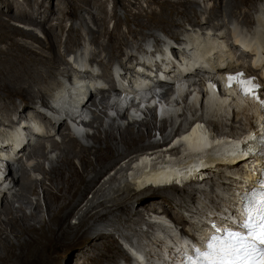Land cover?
I'll list each match as a JSON object with an SVG mask.
<instances>
[{
	"label": "bare ground",
	"instance_id": "bare-ground-1",
	"mask_svg": "<svg viewBox=\"0 0 264 264\" xmlns=\"http://www.w3.org/2000/svg\"><path fill=\"white\" fill-rule=\"evenodd\" d=\"M94 1L28 0V7L25 8L14 0H0V143L2 140L9 143L13 138L25 137L28 126L16 130L23 121L26 124L38 120L43 124V130L38 134L39 144L33 148L41 154L43 161L32 168L26 164L27 170L32 169L33 174L38 173L42 178L32 177L24 169L19 171V164H16L15 169L10 168L15 192L9 199L4 196L0 205V215L7 218L1 220L0 239L8 231L16 239L19 235L28 236L24 243L4 248L12 264H119L120 254L126 256V262L131 260V263L138 264L128 247L140 253L139 256L149 264H163L162 248L167 245H161L159 235L154 239L149 237L147 232H154V225L150 221L145 222V212L163 216L171 222L173 219L175 234L187 238L189 232H186L185 226L190 225L188 219L192 220L193 229L190 227V231L200 237L208 226L221 223L227 213L235 212L236 196L244 188L252 186L249 181L254 178L255 164L246 149L249 143L253 145L257 141H251V136L258 135L259 127L256 116L250 108L242 106L244 102L241 99L231 104L222 102L226 100L223 97L211 99L205 111L200 109V114L192 103L184 104L181 113L176 116L171 113L161 119L149 111L147 115L134 116L141 121H129L125 129H121L115 121H109L104 126L97 114H106L108 98L115 92L116 82L109 71L114 61H118L116 65L123 72L125 82L135 78L136 66L150 68L151 58L156 55L147 54V39H152L154 53L165 60L167 69L177 67L169 65L170 59L176 65H182L186 59L189 68L208 66V72L195 75L198 81L199 77L205 81L203 76L212 72L241 70L248 72V76H257L264 83V24L261 19H257L259 23L254 21V13L259 11L256 0H144L146 7L141 0H114L110 15L106 12L105 2ZM207 1H213V5L206 6ZM118 9L123 10V19ZM202 15H206L205 18ZM3 16L33 29L20 25L11 27ZM233 19L239 25L248 26L253 22L255 41L239 39L230 28L233 22L235 24ZM67 21L72 22L68 28L65 27ZM111 22H114L112 29L108 28ZM89 24H93L95 29ZM123 24L126 31H122ZM186 24L195 34L185 28ZM155 28L177 42L181 49L165 43L169 49L160 51L163 44ZM36 30L45 31L46 38H42ZM63 31L66 33L64 41L59 38ZM54 42L58 44L57 49ZM62 47L67 53L77 47L78 52L71 53L73 57L70 61L69 55L66 58L58 50ZM85 50L87 63L98 66L100 70L91 79H94L95 86L97 82H102L104 87L90 95L85 104L86 109L96 108L89 110L94 120L80 123V127L97 131L102 127V135L100 132L90 134L89 140L97 146L82 142L86 139L80 141L64 120L53 123L37 107L40 104L55 114L51 98L66 88L64 85L67 83L71 85L76 76L90 74L89 70L78 69L83 65ZM185 51L195 54L191 60ZM142 54L146 58L139 62V55ZM181 70L183 68L168 72L171 82L181 77L178 73ZM62 78L69 82L64 83ZM84 79L86 77H79L74 84ZM210 80L211 77H208L206 81ZM87 92L83 88L81 97H86ZM155 93L164 95L162 91ZM121 119L128 121L125 114L119 117ZM179 120L181 124L176 127ZM148 123L152 126L149 127ZM166 123L169 129L172 126L169 132L164 130ZM49 127H56V130L52 132ZM151 129L159 134L158 142L152 141ZM238 145L241 150H238ZM13 153L10 150L9 155ZM52 154L57 157L51 160L46 170L44 162H48ZM96 166L100 170L96 171ZM90 173L94 175L86 181ZM106 176L108 179H105ZM170 181L172 184H164ZM45 182L49 185L43 190L42 199L32 202L29 195H34L37 188L45 186ZM199 182L209 185L210 191L200 188L193 191L194 184ZM176 183L188 190L186 196L176 190ZM79 187L83 190L78 194ZM89 194L93 196L87 200ZM176 194L178 197H175ZM66 198H71V201L64 204ZM16 200L28 205L34 214L48 213L51 208L57 207V223L48 232L38 234L31 223L35 215L24 218L19 215L23 208H14L15 215L10 210ZM41 201L45 204L42 210ZM164 202L170 206L166 207ZM179 210H183L188 219ZM73 218H77L76 224L70 225L69 221ZM234 218L237 216H231L230 224H233ZM142 223L146 226L145 232H141ZM108 228H112L113 232ZM115 234L132 247L124 249L116 241ZM143 237L159 249L147 248L142 243L146 241ZM79 241L82 244L78 245ZM168 242L174 243L171 238ZM4 259H7L6 256Z\"/></svg>",
	"mask_w": 264,
	"mask_h": 264
},
{
	"label": "rangeland",
	"instance_id": "rangeland-1",
	"mask_svg": "<svg viewBox=\"0 0 264 264\" xmlns=\"http://www.w3.org/2000/svg\"><path fill=\"white\" fill-rule=\"evenodd\" d=\"M11 1H13V0H11ZM14 1H16V2H19V3H21L25 8H27L28 7V0H14ZM90 3L92 2H95L94 0H88ZM101 1H103V2H105V9H106V12L110 15L111 14V12H112V10L114 9V0H101ZM172 1H176V0H172ZM178 1V0H177ZM199 1V0H198ZM203 1V0H202ZM200 2H201V0H200ZM141 3H142V5H143V7H146V4H145V1L144 0H141ZM255 4H256V7L259 9V11L258 12H255L254 13V10L252 11V13H254V21L257 23H259V20L257 21V19H261V22H262V24H264V0H256L255 1ZM0 5H1V3H0ZM56 5V2H54V4H53V6H55ZM90 5H92V4H90ZM211 5H213V1H207V3H206V6H211ZM204 6V3L202 2V7ZM201 7V8H202ZM201 8H199L200 9V11H201ZM92 11H94V10H92ZM118 14L120 15V17L123 19V10H121V9H118ZM205 16L206 15H202V17L203 18H205ZM260 17V18H259ZM7 17L6 16H3V19H5L6 21H8L9 22V24H10V26L11 27H13L14 25L16 26V25H20V26H22V27H24L25 25H24V23H21V22H19V21H16V20H9L8 18L6 19ZM234 20V19H233ZM235 21V20H234ZM260 22V23H261ZM52 24L53 25H55V22H52ZM71 24H72V22H70V21H67L66 23H65V27L66 28H68V27H70L71 26ZM90 26V28H92V29H95V26L93 25V24H89ZM113 26H114V22H111V23H109L108 24V28H110V29H112L113 28ZM24 28H28V29H31L32 27H24ZM185 28L186 29H189V31H190V33H192V34H195L194 32H192V29L189 27V25L188 24H186V26H185ZM230 28L233 30V31H235V33H236V35H237V37L239 38V39H242V40H245V41H247V42H253V41H255V31H254V29H255V25H254V23L252 22V23H250L248 26H246V25H239V24H237V21H235V24H234V22H233V24H231V26H230ZM33 29V28H32ZM37 31V33L42 37H44V38H46V33H47V28H46V33H45V31H40V30H36ZM122 31H126V27H125V25L123 24V26H122ZM154 31H155V33L158 35V37L162 40V44H163V46L160 48V51L161 50H163L164 48H165V46H167L169 43H171L172 45H174L176 48H178V50H180L181 48H179V46L176 44L177 42H175V41H173V40H171L170 38H168V36L165 34V33H163L162 31H160L159 29H157V28H155L154 29ZM84 34L86 35V33L84 32ZM65 35H66V33H65V31H63L61 34H60V40H62V41H64L65 40ZM42 37V38H43ZM152 40V39H151ZM150 39H147L146 40V42L145 43H147V42H149V43H147L146 45H145V48H146V50L147 51H149V48L151 47L152 49H153V43H152V41H151ZM28 42H30L31 43V41L30 40H28ZM164 42V43H163ZM167 44V45H164V44ZM57 45V46H56ZM54 47H56V49H57V47H58V44L56 43V42H54ZM89 47V46H88ZM91 47V46H90ZM86 48H87V46H86ZM73 50H72V52H70V53H67V51H65V49L62 47V48H60V49H58V50H60L61 51V53L67 58V56L69 55V57H68V60L70 59V61L72 60V55L73 54H71V53H77L78 52V49H77V47H73L72 48ZM75 50V51H74ZM87 50V49H86ZM85 50V53L83 54L84 56H83V58H85V59H87V57H86V51ZM157 50V49H156ZM143 55H145V54H142V55H139V62L141 61V58H143L142 56ZM180 56V55H179ZM117 60L116 61H114L113 62V67H111L110 69H109V71L112 73V69L113 68H118V66L116 65L117 64ZM94 67H96V65H93ZM96 70L98 71L99 69H98V66L96 67ZM100 71V70H99ZM98 71V72H99ZM247 74H249L248 72H247ZM73 75V74H72ZM114 79V78H113ZM62 81L64 82V83H66L65 81H67V82H69L66 78H62ZM67 85V84H66ZM66 85H64V87H66ZM114 89V88H113ZM105 95V94H104ZM97 97H100L99 95L97 96ZM97 97H96V99H97ZM106 97V96H105ZM15 100L18 102L19 100L17 99V98H15ZM98 100H99V98H98ZM50 102H51V100H50ZM37 107H38V109L40 110V111H42V108L43 107H41L40 106V104H38L37 105ZM100 108H101V106H100ZM93 109V108H92ZM94 110H96V108L94 107ZM195 110H197L198 111V113L200 114V112H202V111H200V109H198V108H195ZM98 116H100L101 117V121L103 122L102 124L104 125V126H107V124L109 123V121L111 122V121H115V124H117L121 129H125V127L128 125V123H129V121H125V119H121V120H111L110 118H108L107 117V114H101L100 112H98V114H97ZM94 116V115H93ZM186 116H188V118L189 119H191L190 117V115L189 114H187ZM95 117V116H94ZM210 118H213L212 116H210ZM93 120H94V118H93ZM93 120H91V121H93ZM34 121V120H33ZM32 121V122H33ZM37 122H38V120H36ZM125 121V122H124ZM149 121H152V119L151 120H148L147 122H149ZM153 121H155L154 119H153ZM24 122V121H23ZM178 122H180V123H177L176 124V127H178L179 125L178 124H181V120H179ZM27 123V122H26ZM154 123V122H153ZM139 125V124H138ZM148 125H149V127L150 126H152V124H149L148 123ZM158 126V125H157ZM27 127V126H26ZM91 127V126H90ZM138 127V126H137ZM49 128H51V129H49V130H51L52 132L54 131V129L56 128H54L53 129V127H49ZM104 128V127H103ZM171 128H172V126L170 127V129H169V127H167V123H166V126H165V128H164V130H165V132H169V131H171ZM56 130V129H55ZM152 130V129H151ZM14 131V130H13ZM89 132H90V134L92 135V134H94V133H97V132H100V134L102 135V133H101V131H102V127H101V129H100V131H97V130H95V129H93V130H88ZM153 132H152V141H156V140H158V136H159V134L157 133V131L156 130H152ZM42 132V131H41ZM154 135H155V137H154ZM91 136L89 135L88 137H86V141H82V142H84V143H86V144H88V145H92V146H97L92 140H89V138H90ZM161 137V136H160ZM80 140V139H79ZM81 141V140H80ZM88 142V143H87ZM156 142H158V141H156ZM159 142H160V139H159ZM38 144H39V138H37V140H36V142H35V144H34V146H31L29 149L27 148L25 151H24V153H20L19 155H20V157H19V162H18V166H19V171L20 170H26V171H28V174H31V176L32 177H40V178H42V176L41 175H39L38 173H36V174H33L34 172H32V169H28L27 170V168H26V164H27V166H28V168H32L36 163H40V162H42L43 161V159L41 158V154H39V153H37V152H35V151H37V150H34L33 148H36L37 146H38ZM37 145V146H36ZM102 147L104 146V143L102 142ZM121 147H123L122 145H121ZM169 147V145H167L166 146V148H168ZM33 149V150H32ZM32 150V151H31ZM180 150V149H179ZM32 152V153H31ZM29 154V157H28V154ZM32 155V156H31ZM57 156H56V154H52L51 156H50V160L48 161V162H44V167H45V169L47 170V169H49V166L51 165V160H55V158H56ZM153 158V157H152ZM151 158V159H152ZM154 159V158H153ZM29 162V163H28ZM22 165V166H21ZM15 166H16V163H15ZM96 168V171H98V170H100V167L99 166H96L95 167ZM92 175H94V173H90V174H88L87 176H86V181H89L90 179H91V177H92ZM125 176H124V180H125ZM88 179V180H87ZM105 179H108V176H106L105 177ZM123 178H121V180H122ZM129 180V179H128ZM46 184H45V186H43V187H39V188H37L36 189V193L33 195V194H30L29 195V198H30V200L32 201V202H36L38 199H42V196H43V190L44 189H47L48 188V185H49V183L48 182H45ZM187 185V184H186ZM188 187V189L190 188L191 189V187H189V186H187ZM195 188H200V189H205V190H207L208 192L210 191V186L208 185V186H206V185H204V184H202L201 182H199V184H194V189H193V187H192V189H193V191H195ZM83 190V187H79V189H77V193L79 194L81 191ZM181 195H183V196H186L187 195V193H188V190L186 189V190H184V188H182V187H180V186H178V188L176 189ZM15 192V188H12L11 189V191H9V193H8V195L6 196V198L8 197V199H9V197L11 196V195H13V193ZM92 194H89L88 196H87V200H90V199H92ZM175 197H178V195L176 194L175 195ZM198 198L200 199V200H202L203 201V198L202 197H199L198 196ZM68 199V200H67ZM71 201V198H66L64 201H63V203L64 204H66L67 202H70ZM147 203H150V201L149 200H147L146 201ZM40 204V206H41V210L42 209H44V206H45V204L44 203H42V201H41V203H39ZM164 204L166 205V207H169L170 205L167 203V202H164ZM207 205H208V207L212 210L213 208L210 206V204H208L207 203ZM134 206L135 207H138L136 204H134ZM23 208V212H22V214L20 213L19 215H22V216H24V218L26 217V218H28V217H30L32 214L33 215H35V219H34V221H32L31 223H32V225H33V227H34V229H35V231H37L38 232V234H41L42 233V231H46V232H48L49 231V229L51 228V227H53L56 223H57V221H58V214H59V212H58V209H57V207H53V208H51L50 209V211L47 213L46 211H44V212H38L37 214H34L33 213V211H32V209H30V207L28 206V205H26V204H22V203H20V202H18L17 200H16V202H14V207H11L10 208V210H12L13 211V213H14V215H15V209H17V208ZM15 208V209H14ZM8 210H9V208H8ZM1 211V210H0ZM179 213L181 214V215H183L185 218H187L188 219V217H187V214L186 213H184L183 212V210H179ZM206 214V213H205ZM198 215V214H197ZM216 215H219L218 213H216ZM10 217V216H9ZM159 217H161L160 215L159 216H156V215H152V214H148V213H146L145 212V219H146V221L145 222H151L153 225H154V228H153V230H154V232H147L148 234H149V237L151 238V239H154V237L155 236H158L159 235V233H157V231L159 232V231H161V224L159 223V220L160 219H158ZM163 217V216H162ZM198 217H201V215L199 216L198 215ZM163 218H165V217H163ZM205 218V217H204ZM3 219H7V218H5V216L4 215H0V224H1V220H3ZM76 219L77 218H73V219H70V221H69V223H70V225H75L76 224ZM166 219V218H165ZM219 219V218H218ZM223 219V218H222ZM166 220H168V219H166ZM166 220H164V221H166ZM163 221V220H162ZM171 221V220H170ZM144 222V223H145ZM154 222H156V223H154ZM188 222L190 223V225H186L185 226V228L188 230V231H186V232H189L188 233V237L189 238H191V239H196L198 236H197V234H195L194 232H192V231H190V229L192 228L193 229V225L191 224L192 223V220L191 221H189V219H188ZM144 223H142V226H141V228H142V230H141V232L142 231H146V226L144 225ZM212 224H215L214 222H212ZM171 225H173L174 226V228H175V226H176V223L173 221V219H172V224ZM160 226V227H159ZM191 227V228H190ZM207 228H209V226L207 227ZM159 229V230H158ZM108 230H110V231H112L113 232V229L112 228H108ZM201 230V229H200ZM134 233H135V231H133ZM186 232H184V234L186 233ZM33 234H35V232L33 233ZM136 234V233H135ZM174 234V233H173ZM186 236H187V233H186ZM115 237H116V241L118 240V242H120V244L122 245V247L124 248V249H126L127 248V246H131L132 247V244H129L125 239H123V238H119V236H118V234H115ZM28 239V236H25V237H21L20 235L18 236V238L16 239V237L12 234V233H10L9 231L8 232H6V233H4L3 235H2V238L0 239V264H12V260L8 257V254H7V252L5 251V249H8V247L9 246H11V245H13L14 243L15 244H22V243H24L25 242V240H27ZM143 239H145L146 241H142V243H144V245L147 247V248H153V249H159L155 244H153V243H151V242H149V239L147 238V237H143ZM155 241V240H154ZM168 241H169V239H168ZM78 245H80V244H82V241H79L78 243H77ZM149 244H151V245H149ZM156 246V247H155ZM5 248V249H4ZM126 252H127V250H126ZM6 253V254H5ZM6 256V258L7 259H4V257ZM156 258V256H153V258ZM3 259V260H2ZM127 260H126V256L125 255H123V254H120L119 255V257H118V260H117V262H119V264H133V263H131V262H133V261H129V262H126ZM117 264V263H116Z\"/></svg>",
	"mask_w": 264,
	"mask_h": 264
},
{
	"label": "snow or ice",
	"instance_id": "snow-or-ice-1",
	"mask_svg": "<svg viewBox=\"0 0 264 264\" xmlns=\"http://www.w3.org/2000/svg\"><path fill=\"white\" fill-rule=\"evenodd\" d=\"M242 76L243 73L228 76V86L238 83L241 93L257 99L264 112V100L256 94L260 86L254 83L255 78L245 80ZM254 147L253 154L264 162V135L257 139ZM261 175L264 176V172ZM240 198L243 219L236 225L240 230L224 229L223 235L206 236L203 248L193 247L191 255L182 253L186 264H264V179L259 181L258 187L240 193Z\"/></svg>",
	"mask_w": 264,
	"mask_h": 264
},
{
	"label": "clouds",
	"instance_id": "clouds-1",
	"mask_svg": "<svg viewBox=\"0 0 264 264\" xmlns=\"http://www.w3.org/2000/svg\"><path fill=\"white\" fill-rule=\"evenodd\" d=\"M23 123V122H22ZM21 124V123H20ZM19 125V124H18ZM9 169H10V167H9ZM12 177V176H11ZM11 185H12V187H11V189L13 188V182H12V180H11ZM11 189L9 190V191H11ZM9 191H7L5 194H3L2 195V197L0 198V205H1V201H2V198L4 197V196H7L8 195V193H9Z\"/></svg>",
	"mask_w": 264,
	"mask_h": 264
}]
</instances>
